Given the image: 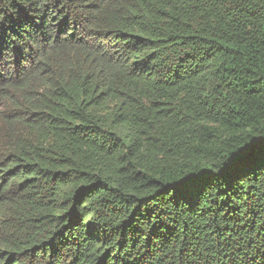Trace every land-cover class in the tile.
<instances>
[{
	"label": "trees",
	"instance_id": "obj_1",
	"mask_svg": "<svg viewBox=\"0 0 264 264\" xmlns=\"http://www.w3.org/2000/svg\"><path fill=\"white\" fill-rule=\"evenodd\" d=\"M0 264H264V0H0Z\"/></svg>",
	"mask_w": 264,
	"mask_h": 264
}]
</instances>
